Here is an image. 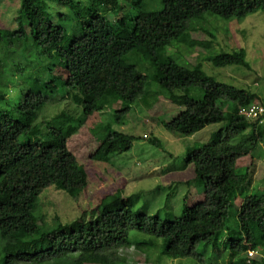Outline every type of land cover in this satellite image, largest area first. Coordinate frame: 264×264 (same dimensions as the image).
Listing matches in <instances>:
<instances>
[{"label":"trees","instance_id":"obj_1","mask_svg":"<svg viewBox=\"0 0 264 264\" xmlns=\"http://www.w3.org/2000/svg\"><path fill=\"white\" fill-rule=\"evenodd\" d=\"M131 1L20 0L18 28L9 37L15 36L22 60L13 59L16 51L0 53V264H123L111 250L132 245L149 250L157 244L129 243L134 227L160 239L161 255L172 259L201 260L204 256L196 248L205 245L221 264H264L248 255L264 253V183L252 187L253 165L238 167L241 159L264 145V115L249 119L240 111L246 106L264 108V103L248 88L216 82L201 64L186 67L159 56L188 31L191 20L210 13L242 21L264 13V0H162L163 8L156 12L137 2V13L124 14ZM50 3L68 9L53 10L52 16L47 11ZM65 17L71 20L68 28L56 23ZM104 26L108 32L103 37ZM30 49L38 52L39 61ZM132 52L152 60L158 84L182 108L172 124H163L168 130L189 137L223 125L210 143L186 151L187 163L194 165L196 179L203 184V198L184 205L179 217L162 219L138 212L132 197L119 196L100 207L89 222L77 219L47 230L35 214L42 192L54 186L73 195L87 188V173L68 148L76 129L101 113L108 98L131 105L145 94V76L124 61ZM211 63L216 68L252 69L243 49L221 53ZM39 67L50 72V85L36 77ZM190 88L201 89L202 98L174 94ZM61 89L75 105L70 117L80 118L78 127L49 126L43 139H34L44 123H38L40 113ZM133 141L124 133L109 132L92 159L109 162L113 154L129 151ZM19 142L24 150L16 153L12 147ZM152 144L160 146L157 140Z\"/></svg>","mask_w":264,"mask_h":264},{"label":"rangeland","instance_id":"obj_2","mask_svg":"<svg viewBox=\"0 0 264 264\" xmlns=\"http://www.w3.org/2000/svg\"><path fill=\"white\" fill-rule=\"evenodd\" d=\"M137 2L145 4L144 9L148 12L160 11L163 8L162 0H133L124 14L137 13ZM65 8L50 3L47 11L54 16L53 10L65 12ZM19 9L20 0H0V53L3 55L16 51L17 40L15 36L9 37V34L18 28L16 18ZM114 17L109 18L113 20ZM56 23L68 28L71 20L69 17L63 20L57 18ZM100 32L104 37L108 28L104 26ZM242 49L246 52V60L251 70L238 66L216 68L211 63V59L221 53H232ZM18 51L13 57L16 62L22 60ZM29 52L35 61L40 60L37 51L30 49ZM159 56L171 58L186 67L201 64L205 74L216 82L232 85L237 89L248 88L249 91L257 93L264 103V13L262 11L253 13L242 21L227 20L210 13L204 14L200 19L191 20L188 31L173 41ZM124 61L134 65L145 76V94L131 105L117 98H108L103 102L101 113L89 117L86 124L76 129L68 141V148L87 173V188L73 195L54 186L42 192L37 200L35 214L37 221L40 225L44 224L47 230L77 219L89 222L99 215L100 207L119 196L123 199L132 197L138 212L159 216L162 219L167 216L179 217L184 205H192L203 198V184L196 179L194 165L187 163L186 151L210 143L214 134L223 128V125L209 126L189 137L168 130L163 124H172L182 108L172 103V93L158 84V72L154 63L146 54L137 52L125 56ZM59 74L67 79L64 72L61 73L59 70ZM36 77L43 84H51L50 72L45 67L37 69ZM174 94L201 99L203 91L199 88H190L184 92L176 91ZM75 109L74 103L66 96L64 90L52 94L39 115L38 123H44L33 138L43 139L49 126L78 127L77 121L80 122V118L73 120L70 117V111ZM66 115L69 116L66 118ZM113 131L134 137L131 149L113 154L111 160L106 163L92 159L100 144L109 132ZM152 140H157L160 146L152 144ZM20 143L12 147L16 153L24 150ZM250 165L255 169L252 187L264 183V145L258 147L252 156L238 162L239 168ZM236 203L239 205L240 200ZM232 220L234 221V218ZM128 240L131 244H141L145 241H153L157 244L155 248L149 250H137L133 245L111 250L118 256L116 260L125 261L123 264H221L222 262L216 261L212 249L205 245L196 248V253L204 256L201 260L193 257L172 259L162 256V241L139 232L135 227L129 230ZM263 258L264 253L256 252L253 260L259 262L264 260Z\"/></svg>","mask_w":264,"mask_h":264},{"label":"built area","instance_id":"obj_3","mask_svg":"<svg viewBox=\"0 0 264 264\" xmlns=\"http://www.w3.org/2000/svg\"><path fill=\"white\" fill-rule=\"evenodd\" d=\"M240 114L249 119H257L264 115V108L260 106H246L241 109ZM255 254L256 252L254 251H249L248 253L250 259H253Z\"/></svg>","mask_w":264,"mask_h":264}]
</instances>
